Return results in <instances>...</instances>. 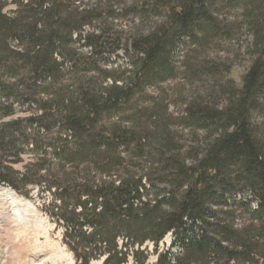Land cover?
Masks as SVG:
<instances>
[{
  "label": "trees",
  "instance_id": "obj_1",
  "mask_svg": "<svg viewBox=\"0 0 264 264\" xmlns=\"http://www.w3.org/2000/svg\"><path fill=\"white\" fill-rule=\"evenodd\" d=\"M218 2L0 0V184L48 196L75 264H264V0L241 1L253 56L241 86L217 82L220 95L182 111L201 142L183 144L168 108L144 105L179 45L188 74L217 79L210 40L242 31L223 29ZM234 188L257 201L242 228ZM169 234L179 253L160 250Z\"/></svg>",
  "mask_w": 264,
  "mask_h": 264
},
{
  "label": "rangeland",
  "instance_id": "obj_2",
  "mask_svg": "<svg viewBox=\"0 0 264 264\" xmlns=\"http://www.w3.org/2000/svg\"><path fill=\"white\" fill-rule=\"evenodd\" d=\"M242 0H224L222 4L215 3L216 13L224 21L223 29L226 30L230 24L242 25V31L234 33V36H220V39H211V48L205 52V56L212 64L217 65V79H213L207 70H197L195 75L188 74L180 64L186 54H190L191 47L179 45L175 53L178 61V69L174 76L164 82H157L146 88L148 95L145 107H152L159 103L168 108L173 119L171 128L177 135V139L183 144L201 142L203 132L188 126L180 119L185 106L209 94L220 95L217 82H224L238 88L242 84L243 76L253 59L249 50L248 38L250 37L247 25L244 23V4ZM250 1V0H245ZM12 8H8L10 10ZM130 17H127L129 19ZM151 21H149L150 24ZM241 27V26H240ZM238 33V34H237ZM241 37L238 41L236 36ZM113 62L120 63L115 58ZM122 64H127L122 60ZM114 66V64H113ZM69 77L66 76L65 78ZM66 80V79H65ZM218 80V81H217ZM217 97V102L221 99ZM30 108L18 106L15 117H26ZM257 119L264 125V92L260 96V107ZM4 118L0 122L8 121ZM264 127V126H263ZM264 130V128H263ZM261 130V132L263 131ZM23 161L28 156H22ZM24 163L16 166L20 169ZM235 189V188H234ZM237 192L230 198V203L237 201L234 205L236 218L234 224L238 228L249 225V209L257 205L256 199L247 193L235 189ZM232 190V191H235ZM40 193L42 191H39ZM37 187H30L31 198L28 199L12 188L0 184V264H75L73 254L62 242V229H58L52 219L45 213L41 206L48 202V196L40 194ZM174 237L169 234L160 243V250H169L173 253L181 251L180 246L173 247ZM152 251L153 246L150 244ZM156 256L152 255L151 262H155ZM102 260L94 261L93 264H102Z\"/></svg>",
  "mask_w": 264,
  "mask_h": 264
}]
</instances>
